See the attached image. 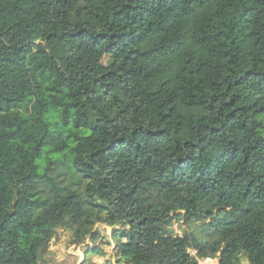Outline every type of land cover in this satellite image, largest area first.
Masks as SVG:
<instances>
[{
  "label": "trees",
  "instance_id": "16d2710c",
  "mask_svg": "<svg viewBox=\"0 0 264 264\" xmlns=\"http://www.w3.org/2000/svg\"><path fill=\"white\" fill-rule=\"evenodd\" d=\"M104 223V264H264V0H0V264Z\"/></svg>",
  "mask_w": 264,
  "mask_h": 264
},
{
  "label": "rangeland",
  "instance_id": "374dc122",
  "mask_svg": "<svg viewBox=\"0 0 264 264\" xmlns=\"http://www.w3.org/2000/svg\"><path fill=\"white\" fill-rule=\"evenodd\" d=\"M120 227L115 225L98 224L96 230L100 231L101 237L95 242L87 239L83 244H75L73 242L74 235L66 228H59L56 237L52 240L49 250L44 253L40 259V264H82L85 259L96 261L104 264L106 260L112 259L116 261L115 243L111 238L114 229ZM185 225L183 223L175 224V229L178 234H182ZM110 241V245L108 244ZM98 247V253H86L88 247ZM192 253L198 255L197 250H192ZM211 262L206 263V259L201 260V264H219V259L210 258Z\"/></svg>",
  "mask_w": 264,
  "mask_h": 264
}]
</instances>
